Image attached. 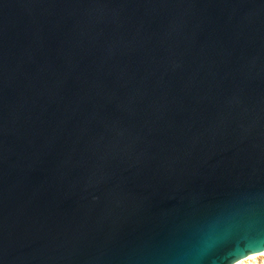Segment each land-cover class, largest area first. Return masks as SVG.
Returning a JSON list of instances; mask_svg holds the SVG:
<instances>
[{"label":"water","instance_id":"95a60500","mask_svg":"<svg viewBox=\"0 0 264 264\" xmlns=\"http://www.w3.org/2000/svg\"><path fill=\"white\" fill-rule=\"evenodd\" d=\"M264 188V0H0V264H147Z\"/></svg>","mask_w":264,"mask_h":264},{"label":"clouds","instance_id":"9594fccd","mask_svg":"<svg viewBox=\"0 0 264 264\" xmlns=\"http://www.w3.org/2000/svg\"><path fill=\"white\" fill-rule=\"evenodd\" d=\"M147 264H264V188L232 189L205 220L150 253Z\"/></svg>","mask_w":264,"mask_h":264}]
</instances>
